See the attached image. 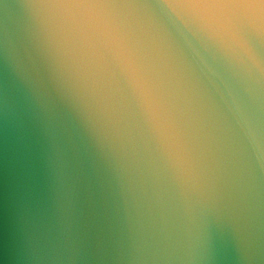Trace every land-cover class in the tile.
<instances>
[{
	"label": "water",
	"instance_id": "1",
	"mask_svg": "<svg viewBox=\"0 0 264 264\" xmlns=\"http://www.w3.org/2000/svg\"><path fill=\"white\" fill-rule=\"evenodd\" d=\"M0 264H264V13L0 0Z\"/></svg>",
	"mask_w": 264,
	"mask_h": 264
},
{
	"label": "snow or ice",
	"instance_id": "2",
	"mask_svg": "<svg viewBox=\"0 0 264 264\" xmlns=\"http://www.w3.org/2000/svg\"><path fill=\"white\" fill-rule=\"evenodd\" d=\"M229 0H194L197 6L221 7ZM244 6L257 8L264 13V0H240Z\"/></svg>",
	"mask_w": 264,
	"mask_h": 264
}]
</instances>
